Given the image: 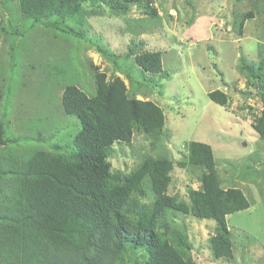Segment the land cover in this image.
<instances>
[{"label":"rangeland","instance_id":"1","mask_svg":"<svg viewBox=\"0 0 264 264\" xmlns=\"http://www.w3.org/2000/svg\"><path fill=\"white\" fill-rule=\"evenodd\" d=\"M153 6L159 12L154 19L137 5L125 16L103 8L79 17L71 22L85 31L78 37L46 25L44 18L25 16L18 0H0V149H70L80 125L62 110L65 86L77 84L91 95L96 71L109 79L121 76L130 95L164 109L166 122L156 138L139 131L131 143L115 144L114 167L130 171L146 156H168L175 164L169 193L188 201V187L198 189L201 174L183 164L188 144H210L224 188L239 187L250 201L249 208L227 216L234 258L214 257L215 220L179 212L168 221L187 231L189 252L201 264H264V135L253 126L263 105L260 90L238 70L239 57L260 58L264 16L253 0H154ZM251 10L256 15L240 31V19ZM131 48L162 51L169 78L136 70L135 54L126 61L123 57ZM111 56H122L123 68L130 64L132 79ZM153 77L164 87L149 88ZM215 89L227 92V105L210 98Z\"/></svg>","mask_w":264,"mask_h":264},{"label":"trees","instance_id":"2","mask_svg":"<svg viewBox=\"0 0 264 264\" xmlns=\"http://www.w3.org/2000/svg\"><path fill=\"white\" fill-rule=\"evenodd\" d=\"M253 1L264 16V0ZM18 2L25 16L44 18L46 25L78 37L85 31L71 22L103 8L112 16H125L137 5L153 19L159 16L154 0ZM254 14L251 10L242 16L240 31ZM259 47L260 58L239 57L238 70L260 90L263 109L253 126L264 135V44ZM134 54L136 70L169 78L162 51L131 48L124 60ZM120 58L110 57L132 79L130 64L123 68ZM94 78V94L74 83L64 88L62 110L80 125L70 149H0V264H201L189 252L187 231L168 221L179 212L215 220L210 238L214 257L232 260L235 249L227 216L249 208L250 201L241 188H224L213 147L196 140L188 144L183 164L201 170L200 187H188V201L169 193L175 164L168 156H146L130 171L115 168L114 145L131 143L139 131L158 137L166 115L155 101L130 95L123 77L109 79L96 71ZM159 79L151 78L149 88L164 87ZM208 95L223 106L229 101L225 90Z\"/></svg>","mask_w":264,"mask_h":264},{"label":"clouds","instance_id":"3","mask_svg":"<svg viewBox=\"0 0 264 264\" xmlns=\"http://www.w3.org/2000/svg\"><path fill=\"white\" fill-rule=\"evenodd\" d=\"M229 226V225H228ZM230 229V228H229Z\"/></svg>","mask_w":264,"mask_h":264}]
</instances>
